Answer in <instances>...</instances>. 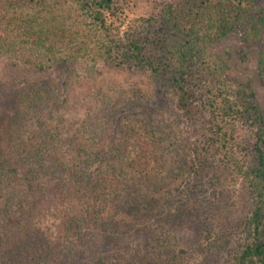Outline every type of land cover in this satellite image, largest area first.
Segmentation results:
<instances>
[{
  "label": "trees",
  "instance_id": "obj_1",
  "mask_svg": "<svg viewBox=\"0 0 264 264\" xmlns=\"http://www.w3.org/2000/svg\"><path fill=\"white\" fill-rule=\"evenodd\" d=\"M255 6L159 1L157 14L120 34L112 28L123 14L116 0H0V85L16 96L0 119V264H133L105 250L118 236L115 210L152 176L149 141L164 140L163 126L154 127L160 134L121 129L128 107L108 117L113 134L93 132L88 141L41 129L51 92L63 102L103 68L149 78L153 97L187 135L195 172L211 187L241 189L236 213L221 208L217 215L225 231L202 225L189 247L160 236L144 251L147 264H183L225 236L234 245L225 264H264V114L253 83L228 76L216 51L232 36L247 45L258 39L264 10ZM256 68L264 78V49Z\"/></svg>",
  "mask_w": 264,
  "mask_h": 264
},
{
  "label": "rangeland",
  "instance_id": "obj_2",
  "mask_svg": "<svg viewBox=\"0 0 264 264\" xmlns=\"http://www.w3.org/2000/svg\"><path fill=\"white\" fill-rule=\"evenodd\" d=\"M116 1L122 6L123 14L113 21L112 28L122 34L137 19L157 14L159 1L175 5L180 0ZM255 3V7L264 10V0ZM263 49L264 32L249 45L232 36L216 46L217 53L229 64L227 75L240 83L247 80L253 83L264 114V78L258 76L256 68ZM153 86L143 74L103 68L95 82L73 89L63 102L53 95L56 91L51 92L41 111V129L71 143L88 141L93 132L113 134V122L108 117L113 111L128 107L133 108L132 114L122 121L121 129L135 128L146 133L148 129L163 126L164 140L149 141L153 145L148 157L152 176L139 195H131L129 205L121 211L115 210L118 236L108 241L105 250L111 258L125 256L131 260L133 257V264L148 263L144 251L160 236L169 244L189 247L205 232L202 225L225 231L226 225L217 218L219 210L227 208L228 214H235L242 201L238 185L224 182V187L215 183L211 187L207 179L195 172L189 159L187 135L177 125L172 109L153 97ZM15 99L14 94L0 85V119L6 116ZM133 104L138 107L134 109ZM153 132L161 133L156 129ZM233 247L230 237L225 236L211 253H190L183 257L182 263L225 264Z\"/></svg>",
  "mask_w": 264,
  "mask_h": 264
}]
</instances>
